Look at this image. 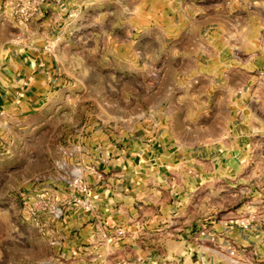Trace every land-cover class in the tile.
I'll use <instances>...</instances> for the list:
<instances>
[{"label":"crops","instance_id":"1","mask_svg":"<svg viewBox=\"0 0 264 264\" xmlns=\"http://www.w3.org/2000/svg\"><path fill=\"white\" fill-rule=\"evenodd\" d=\"M14 2L0 0V77L13 78L6 87L11 93H42L45 77L70 55L74 31H90L84 44L111 46L116 54L129 56L136 42L142 47L155 42L156 48L143 54L179 62L203 56L211 63L201 75L221 78L216 88L235 95L232 127L219 143L182 144L164 133L139 135L131 129L78 134V155L68 167L81 169L82 187L65 181L49 189L63 210L57 246L82 262L172 264L162 257L176 252L187 256L175 264H214L212 256L227 247L217 251L184 239L222 240L233 205L237 211L262 203L264 214V169L259 168L264 161V0H61L41 3L28 22L13 16ZM71 13L76 17H63ZM89 13L96 15L91 22L85 19ZM26 78L29 90L21 85ZM5 84L0 83L1 101L7 98ZM75 196L88 198L90 210L74 209ZM183 221L189 224L169 235L187 244L165 249V228ZM230 232L251 244L263 231L255 225Z\"/></svg>","mask_w":264,"mask_h":264},{"label":"rangeland","instance_id":"2","mask_svg":"<svg viewBox=\"0 0 264 264\" xmlns=\"http://www.w3.org/2000/svg\"><path fill=\"white\" fill-rule=\"evenodd\" d=\"M13 16L20 17L18 13ZM94 16L89 13L85 19L91 22ZM54 23L59 27V18ZM76 33H71L74 42L69 46L70 55L56 63L52 74L45 77L42 93L7 92L13 78L0 77V83L6 82L2 96L7 97L0 100V264H89L77 254L58 248V219L63 210L49 189L65 181L73 185V178L81 175L76 164L68 167V161L78 155V134L98 129L122 134L131 129L133 134L164 133L182 144L198 145L211 140L219 143L232 127L231 102L235 95L216 88L221 78L201 75L212 68L203 56L197 61L179 62L163 61L155 53L143 54L155 49V42L147 47L136 42L125 56L114 53L111 46L84 44L88 30ZM6 64L2 62V67ZM22 81L23 89L29 90V80ZM227 102L229 110L225 109ZM259 168L264 169V161ZM37 194H42L43 201H38ZM77 198L89 202L86 197L75 196L71 206L89 211L91 205L84 209ZM51 206L60 209L59 217ZM256 206L237 211L235 205L230 207L225 223L228 230L225 236L220 235L222 240H184L217 251L227 247L221 255L212 256L214 264H264L263 206ZM218 218L217 214L213 219ZM187 224L175 222L165 228V249L177 251L178 245L187 244L169 235ZM255 225L263 232L251 244L236 240L230 232L232 228L245 230ZM242 235L246 239L248 232ZM254 248L260 252L253 253ZM185 256L174 252L163 255L162 261L181 263Z\"/></svg>","mask_w":264,"mask_h":264},{"label":"built area","instance_id":"3","mask_svg":"<svg viewBox=\"0 0 264 264\" xmlns=\"http://www.w3.org/2000/svg\"><path fill=\"white\" fill-rule=\"evenodd\" d=\"M60 0H15V12L18 13L23 21H27L32 19L34 17L39 9L40 4L43 2H59ZM72 183L76 187H82L80 183V175H77L75 178H73ZM81 191H85L84 188H81ZM37 197L39 198L38 201H43L42 194H37ZM76 202L82 206L84 209L90 208V203L86 200L81 201L79 198L76 199ZM43 205H47V203L44 201L42 202ZM51 210L53 211L54 215L56 217L60 216V209L51 206ZM119 234L122 233V230L119 229L117 231Z\"/></svg>","mask_w":264,"mask_h":264}]
</instances>
